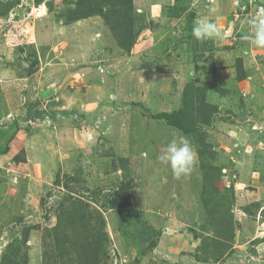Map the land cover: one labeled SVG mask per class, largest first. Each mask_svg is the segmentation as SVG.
<instances>
[{
	"label": "rangeland",
	"instance_id": "rangeland-1",
	"mask_svg": "<svg viewBox=\"0 0 264 264\" xmlns=\"http://www.w3.org/2000/svg\"><path fill=\"white\" fill-rule=\"evenodd\" d=\"M88 1L0 0V264H264V0H132L129 50ZM179 110L193 133L156 116ZM174 133L198 153L180 178Z\"/></svg>",
	"mask_w": 264,
	"mask_h": 264
},
{
	"label": "trees",
	"instance_id": "trees-1",
	"mask_svg": "<svg viewBox=\"0 0 264 264\" xmlns=\"http://www.w3.org/2000/svg\"><path fill=\"white\" fill-rule=\"evenodd\" d=\"M131 1L132 0H125L124 2H116L114 4H111L110 1L107 3H105V1H103V3H98V0L96 1L91 0V3H89L88 1L87 2L88 5H85L83 7L84 9H86L87 7L89 9H92L93 3H96L97 4L96 11H98L99 13H104L106 20L113 31L114 36L120 41H123L124 39H127L129 41V44L127 45L121 44L123 47H125L128 50L130 49V47L132 46V44L135 42L136 39V35L134 34V31H131L130 28H129L130 30H128V25H126L125 23L127 22L126 20L128 18V15L133 10ZM37 104H38L37 102L31 104L29 108V115L31 114L32 108L37 106ZM156 116L163 117L164 119L167 120L168 124L179 128L180 130H182L183 133L186 134L193 133L197 129L196 124L190 122L189 117H186L185 119L183 118L181 110L174 112L173 114L161 113ZM172 116H174L175 118L174 120L172 119ZM205 116L206 118H208L207 115ZM215 172H219L218 167L203 165V179L205 178L207 181L210 180L215 176ZM62 178L67 181L73 180L72 176H66L65 174L64 175L57 174L55 185L60 186L62 183ZM130 192H131V181L125 180L113 190H110L108 193L105 192L103 194V205H106L108 202H112L113 205H115L116 203H119L121 201H125V200L129 201ZM117 211L119 214L122 212L121 208H118ZM131 212L139 217L141 215L140 211L137 209L131 208ZM156 233L159 234L160 230L156 231ZM232 235H233V231H232ZM231 239H233L232 236ZM156 245H157V240L153 239L149 246L150 248H153Z\"/></svg>",
	"mask_w": 264,
	"mask_h": 264
},
{
	"label": "clouds",
	"instance_id": "clouds-1",
	"mask_svg": "<svg viewBox=\"0 0 264 264\" xmlns=\"http://www.w3.org/2000/svg\"><path fill=\"white\" fill-rule=\"evenodd\" d=\"M249 33L244 39L256 47L264 48V8L259 9L248 19ZM192 36L201 42L221 40L224 38L223 29L217 22L208 18H198L192 27ZM115 99V97H111ZM159 161L170 167L173 174L180 178L189 175L198 162V153L191 141L184 135L174 133L167 142Z\"/></svg>",
	"mask_w": 264,
	"mask_h": 264
},
{
	"label": "crops",
	"instance_id": "crops-1",
	"mask_svg": "<svg viewBox=\"0 0 264 264\" xmlns=\"http://www.w3.org/2000/svg\"><path fill=\"white\" fill-rule=\"evenodd\" d=\"M77 93H78V92H77ZM74 95H76V93H74ZM70 98L72 99V96H71ZM97 109H98V108H97ZM61 113H62V112H61ZM60 115H61V114H59L58 118L61 119L63 116L61 115V117H60ZM51 116H52V114H51ZM53 116H54V115H53ZM53 116H52V117H53ZM84 116H85V115H84ZM55 118H56V117L54 116L53 119L55 120ZM56 119H57V118H56ZM57 120H58V119H57ZM134 134H135V133H133L132 136H135Z\"/></svg>",
	"mask_w": 264,
	"mask_h": 264
}]
</instances>
